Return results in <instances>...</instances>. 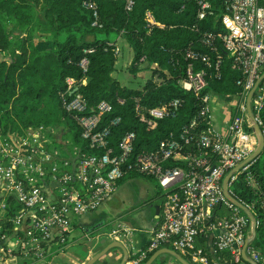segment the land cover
Wrapping results in <instances>:
<instances>
[{
  "label": "built area",
  "instance_id": "1",
  "mask_svg": "<svg viewBox=\"0 0 264 264\" xmlns=\"http://www.w3.org/2000/svg\"><path fill=\"white\" fill-rule=\"evenodd\" d=\"M186 1L194 5L196 22L214 14L212 0ZM132 4L133 0H126L125 6L131 8ZM221 4L222 10L216 13L215 19L222 29H205L200 37L204 45L215 50L214 59L201 50H180L188 61L184 75L176 82L183 90L196 95L198 108L180 130L170 131L155 148L135 149L134 130L125 131L116 145L111 143V125L120 116L101 122V117L112 107L104 99L97 102L94 111H87V100L77 90L86 77L78 80L66 76L60 100L73 113L80 136L92 152L81 150L75 144L71 145V152H62L53 145L56 134L53 138L48 135L53 127L46 124L23 131L0 126V217L4 222L0 225V262L8 264L9 257L15 253L31 258L33 263L44 262L47 246L70 230L73 218L96 209L110 198L120 179L133 172L154 178L162 190V199L160 217L150 230L149 240L137 252L126 256L123 264H142L148 254L162 246L186 255L196 264L241 262L245 239L252 235L253 224L256 228L258 219L250 204L237 196L230 183L243 172L248 182L253 183L249 171L253 158L245 159L257 144L252 125L254 121L260 125L264 104V0H221ZM83 5L92 10V24L99 25L95 1L84 0ZM183 6L184 3L179 9ZM144 22L147 32L154 25L162 26L148 8L144 11ZM217 38L232 68L240 71L237 82L242 88L237 93L204 89L212 75H220L222 56L213 44ZM113 49L115 55L120 52L116 43ZM90 50L84 48L85 52ZM145 62V56L141 55L136 64L143 66ZM87 64L88 58L83 55L79 65L85 70ZM149 66L158 68L155 77L159 80L163 79L161 72L169 75L168 69L157 62ZM256 80L249 101L251 118L247 94ZM133 100L134 114L147 130L154 129L163 118L176 116L184 103L180 97L159 100L154 105L141 103L139 96ZM215 106L225 109L224 131L213 125ZM64 141L69 142L68 138ZM175 161L178 164L173 165ZM230 171L227 191L231 197H228L223 178ZM237 201L252 212L254 223ZM216 205H222L226 212L212 216ZM19 229L23 233L18 236ZM212 229H217L213 240L215 251L226 252L214 261L198 242L200 232L206 234ZM122 230L129 231L127 227ZM120 232V229L110 231L114 237ZM245 252L258 264H264L263 254L251 241Z\"/></svg>",
  "mask_w": 264,
  "mask_h": 264
},
{
  "label": "trees",
  "instance_id": "2",
  "mask_svg": "<svg viewBox=\"0 0 264 264\" xmlns=\"http://www.w3.org/2000/svg\"><path fill=\"white\" fill-rule=\"evenodd\" d=\"M83 1L0 0V126L6 130L22 131L39 124L62 123L65 128L60 129L58 138H68L69 145L75 144L81 150L92 152L80 136L73 113L67 111L60 100L66 76L78 80L86 77V82L79 83L77 90L87 100V111H94L97 102L104 99L112 107L101 117V122L120 116V120L111 125V143L116 145L125 131L134 130L135 149L151 150L170 131L180 130L198 108L196 95L183 90L176 82L184 75L188 61L180 50H201L214 59L215 50L204 45L200 37L205 29H222L215 19L216 13L222 10L221 0H212L214 14L199 22L194 19L191 1L133 0L131 8H126V0H94L99 25L92 24V10L85 7ZM182 3L184 6L179 9ZM147 8L162 24L154 25L148 32L144 25ZM5 18L11 20L9 27L4 24ZM120 37L132 49L133 55L127 64L132 73L141 67L136 61L141 55L145 56L143 66L150 70V75L140 88L121 84L112 74L116 60L113 48ZM213 44L222 56L220 75H212L204 89L239 92L242 88L237 82L240 71L232 68L220 39H214ZM84 48L91 50L85 52ZM83 55L88 58L85 70L79 65ZM152 62L168 69L169 75L161 72L163 79H157L155 73L158 68L150 67ZM199 65L197 62L196 67ZM135 96H139L140 102L146 105L172 97H180L184 103L176 116L163 118L154 129L147 130L134 114ZM119 98L123 101L120 102ZM260 119L264 132V104ZM249 171L253 183L248 182L243 172L231 181L230 187L250 204L257 216L258 224L251 244L264 256V146L253 158ZM140 174L133 172L123 177ZM225 212L222 205H216L212 216ZM204 238L205 232L202 231L198 237L202 249ZM219 252L225 254V251ZM183 256L193 264L186 255ZM20 257L22 264L32 262L31 258Z\"/></svg>",
  "mask_w": 264,
  "mask_h": 264
},
{
  "label": "crops",
  "instance_id": "3",
  "mask_svg": "<svg viewBox=\"0 0 264 264\" xmlns=\"http://www.w3.org/2000/svg\"><path fill=\"white\" fill-rule=\"evenodd\" d=\"M132 55L131 49L130 59ZM84 82H86V78ZM214 110L213 125L216 128L224 127L223 122L226 116L224 107L215 106ZM47 126H52L53 129L65 128L62 123L58 125L49 124ZM55 134L57 137L59 134L58 130H54L53 135ZM64 139L66 138L61 141L63 142ZM133 176L135 175L123 177L118 182L117 188L110 198L103 201L96 209L75 216L70 230L63 237L54 239L47 246L45 261L40 264H84L102 248L115 241L120 242L127 252L124 254L123 248L118 245L111 246L93 264H120L124 257H129L137 252L139 248H142L149 240L151 228L159 220L162 196L158 184L153 187L151 183L144 181V183L146 182L145 191L144 189L134 188L132 182L125 180ZM120 186L125 189L124 193L118 191ZM48 191L53 196L50 188ZM0 225H4L1 217ZM7 225L11 227L12 223L7 222ZM123 227H127L129 231L123 232ZM115 229L121 230L120 235L116 237L110 233V231ZM216 232L217 229L207 232L203 241L205 252L213 261L221 256V253L215 251L213 246ZM22 233L20 229L17 231L18 236ZM20 256L22 255L15 253L9 257L8 264H22ZM241 262L251 264L243 257ZM29 264L38 263L30 262ZM151 264L181 263L171 254L163 253Z\"/></svg>",
  "mask_w": 264,
  "mask_h": 264
},
{
  "label": "rangeland",
  "instance_id": "4",
  "mask_svg": "<svg viewBox=\"0 0 264 264\" xmlns=\"http://www.w3.org/2000/svg\"><path fill=\"white\" fill-rule=\"evenodd\" d=\"M4 24L9 27L11 25V20L8 18L4 19ZM116 44H118L121 48V51L116 55L115 60V69L113 70L112 74L117 77V79L121 82V84L130 86V87H136L140 88L143 86V84L146 82V80L149 78L150 70L147 68H144V66L139 67L136 73H132L130 71V68L128 67V61L131 56V49L127 45L126 41H124L121 37L116 40ZM61 129V128H60ZM60 129H53L48 131V135H50L51 138H53V132L54 130L60 131ZM220 129L224 131V128L220 126ZM23 131V130H22ZM56 137V136H55ZM57 138V137H56ZM59 140H53V145L58 146L62 152H71V145H69L66 141L62 142L60 138H57ZM127 182H132L134 185V188L136 189H144L145 191V183L144 181H147L152 184L154 187L155 184L157 185V182L154 178L147 177L145 175H135L132 178L125 179ZM160 188V187H159ZM118 191L121 193H124L125 189L119 187ZM160 192L162 193V190L160 188ZM167 254V253H166ZM193 264H196L193 262ZM240 264H244L241 262Z\"/></svg>",
  "mask_w": 264,
  "mask_h": 264
},
{
  "label": "water",
  "instance_id": "5",
  "mask_svg": "<svg viewBox=\"0 0 264 264\" xmlns=\"http://www.w3.org/2000/svg\"><path fill=\"white\" fill-rule=\"evenodd\" d=\"M264 75V72L262 74V76ZM258 80H256L254 86L249 90L248 94H247V110H248V113L250 115L251 118H253V114L251 112V109H250V104H249V101H250V97H251V94L254 90V87L255 85L257 84ZM252 128L254 129L255 133L257 134V144L254 148V150L252 151V153L245 159V161L247 160H250L254 157H256L261 149L263 148L264 146V132L261 128V126L256 122L254 121L253 122V125H252ZM243 163V162H242ZM241 163V164H242ZM241 164H239L238 166H240ZM231 174V171L228 172L224 178H223V187H224V192L226 194V196L228 197H231V195L228 193L227 191V180L229 178ZM237 203L239 204V206L248 214V216L250 217V219L252 220V222L254 223L255 219H254V216L252 214V212L245 206L243 205L242 203L238 202ZM255 236V225L253 224V230H252V235L247 237L245 239V243L243 245V249H242V257L247 260L248 262H250L251 264H258L256 261H254L252 258H250L246 252H245V247L247 246V244L252 240V238ZM114 245H118L120 247L123 248L124 250V254L127 252L126 249L123 247V245L118 242V241H115V242H112V243H109L107 246H105L104 248H102L100 251H98L96 254H94L91 258H89L84 264H93L101 255H103L105 253V251L110 248L111 246H114ZM163 253H169L171 254L172 256H174L181 264H192L188 259H186L180 252L170 248V247H166V246H162L156 250H154L144 261L142 264H151L159 255L163 254ZM126 257H124L120 264H123L124 260H125ZM0 264H6V263H2L0 262Z\"/></svg>",
  "mask_w": 264,
  "mask_h": 264
}]
</instances>
